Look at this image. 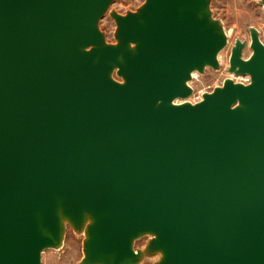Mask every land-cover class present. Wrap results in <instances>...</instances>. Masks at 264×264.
Segmentation results:
<instances>
[{
  "label": "water",
  "instance_id": "water-1",
  "mask_svg": "<svg viewBox=\"0 0 264 264\" xmlns=\"http://www.w3.org/2000/svg\"><path fill=\"white\" fill-rule=\"evenodd\" d=\"M111 2L0 0V264H42L60 211L92 217L84 264L138 257L145 232L159 264H264L258 32L230 57L249 84L175 103L227 42L207 1L146 0L115 16L116 45L98 27Z\"/></svg>",
  "mask_w": 264,
  "mask_h": 264
},
{
  "label": "rangeland",
  "instance_id": "rangeland-1",
  "mask_svg": "<svg viewBox=\"0 0 264 264\" xmlns=\"http://www.w3.org/2000/svg\"><path fill=\"white\" fill-rule=\"evenodd\" d=\"M209 15L220 26L222 32L227 35L225 47L218 54L219 65L217 67L206 66L204 70H195L188 84L192 93L187 98H177L176 103L191 101L199 102L204 94L213 91L216 87L222 86L230 78L239 81L240 75L230 71V57L233 47L237 41L245 42L243 57L252 55L251 48L252 31L258 32L259 38L264 44V6L259 0H206ZM146 0H112L107 11L100 18L98 27L105 36L107 44L116 45L117 22L116 15H126L131 12H138ZM113 78L122 81L113 72ZM91 224L87 221L85 227L78 229L69 222L63 223V234L61 245L55 248H46L42 251V264H84L85 242L87 239V228ZM156 234L145 232L133 240V249L140 254V264H159L164 251L151 246Z\"/></svg>",
  "mask_w": 264,
  "mask_h": 264
},
{
  "label": "bare ground",
  "instance_id": "bare-ground-1",
  "mask_svg": "<svg viewBox=\"0 0 264 264\" xmlns=\"http://www.w3.org/2000/svg\"><path fill=\"white\" fill-rule=\"evenodd\" d=\"M259 2H261V0H259ZM262 3V2H261ZM263 4V3H262ZM263 6H264V4H263ZM226 37H227V35L226 34H224ZM227 39V38H226ZM233 74H236L235 72H232ZM193 74H194V72H192V76H193ZM232 80H234L233 78H231ZM235 81V80H234ZM176 103V102H175ZM60 218H61V220L63 221V223L64 222H69L71 225H73V226H75L76 228H78V229H82V228H84L85 227V224H86V222L87 221H92V217L90 216V214H88V213H86L85 214V221H84V223H82V224H77V223H74L68 216H65L64 214H62L61 213V211H60ZM86 228V227H85ZM59 245H61V239L60 240H57L56 242H55V245H54V247H58ZM53 247V248H54ZM140 257H141V255H139L138 257H134V258H126V259H124L120 264H140ZM101 264H112V263H107V262H105V261H102V262H100Z\"/></svg>",
  "mask_w": 264,
  "mask_h": 264
},
{
  "label": "built area",
  "instance_id": "built-area-1",
  "mask_svg": "<svg viewBox=\"0 0 264 264\" xmlns=\"http://www.w3.org/2000/svg\"><path fill=\"white\" fill-rule=\"evenodd\" d=\"M240 80L236 82H242L244 84H249L251 82V76L249 74H244L239 76Z\"/></svg>",
  "mask_w": 264,
  "mask_h": 264
}]
</instances>
